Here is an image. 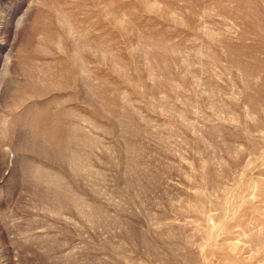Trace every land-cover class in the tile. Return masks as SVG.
I'll return each mask as SVG.
<instances>
[{"label":"rangeland","instance_id":"374dc122","mask_svg":"<svg viewBox=\"0 0 264 264\" xmlns=\"http://www.w3.org/2000/svg\"><path fill=\"white\" fill-rule=\"evenodd\" d=\"M0 264H264V0H0Z\"/></svg>","mask_w":264,"mask_h":264}]
</instances>
